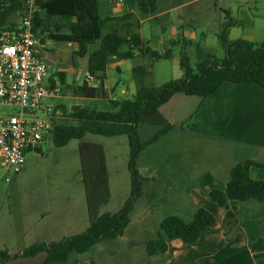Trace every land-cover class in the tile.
Listing matches in <instances>:
<instances>
[{
	"label": "trees",
	"instance_id": "obj_1",
	"mask_svg": "<svg viewBox=\"0 0 264 264\" xmlns=\"http://www.w3.org/2000/svg\"><path fill=\"white\" fill-rule=\"evenodd\" d=\"M34 3L36 11L33 31L37 36L41 39L47 37L55 42L77 45L78 49L72 55L73 64L76 65L79 58L87 56L89 76H96L102 84L106 80V68L112 59L131 60L136 53L150 55L152 62L169 58L168 53L161 55L152 51L139 34L133 31L137 25L133 13L121 18L103 19L100 16L98 0H34ZM26 7V0H0V33L14 30L16 26L10 19L15 14L22 15ZM135 7L137 13L152 16L157 10V0H135ZM110 23H120L121 26L108 29ZM237 25L233 19H227L222 24L218 36L225 54L222 59L198 46L197 62L193 67L188 55L182 52L179 66L183 75L179 79L170 80L159 87L146 86L144 78L149 74L152 65L139 66L132 70L137 86L132 99L109 100L101 87L96 94L101 95L107 102L103 110L84 106L73 112L67 111L63 106L59 107L63 111L64 120L62 122L52 120L53 127L49 132L55 147L61 148L71 140L82 139L86 134L127 137L130 195L119 211L92 218L89 226L80 234L65 237L58 242H35L21 254L10 255L8 251H0V264H6L16 258H33L41 253L45 254V257L40 264H61L67 262L71 255L87 253L103 241L121 237L130 223L134 204L143 191L144 178L138 170L139 156L146 147L174 128L170 123H161L160 129L153 137L143 142L139 138V126L144 123L150 124L149 119L154 117L174 95L183 94L206 99L227 84L252 85L264 94V44H254L243 39L230 40L229 29ZM96 43H99L98 48L89 54V46ZM70 88L77 95L82 90L79 86ZM188 127L202 133L194 124ZM203 133L232 138L222 134ZM251 144L264 146V143ZM87 147L86 145L81 147L86 190L88 192L93 186V190L99 191L105 179L104 166L99 156V159L95 158L93 162L94 168L91 170L93 172H90L86 163V157L89 155ZM94 152L96 155L100 151L97 149ZM251 167L261 168L263 165L247 160L233 166L224 190L213 189L208 193L211 201L223 209H228L230 201L263 202L264 181L250 177ZM88 197L90 198V194ZM100 202L104 203L105 198ZM214 223V216L202 208L196 210L189 222L178 216H166L160 222L155 238L146 243V253L148 256L165 253L166 243L172 239H180L186 244L196 243L203 232Z\"/></svg>",
	"mask_w": 264,
	"mask_h": 264
},
{
	"label": "rangeland",
	"instance_id": "obj_2",
	"mask_svg": "<svg viewBox=\"0 0 264 264\" xmlns=\"http://www.w3.org/2000/svg\"><path fill=\"white\" fill-rule=\"evenodd\" d=\"M181 1H194V3L173 11L163 21V25L158 22L159 20L153 23L146 22L143 25V36L146 43L154 44L163 26L168 29L163 37L170 38L171 29L181 24L184 26V32L193 34L192 38L188 39L187 43H183L181 34L179 45L166 44L164 47H155L158 51L172 49L170 59L152 63L150 59L137 55L127 60L121 66V71L109 65L104 83L109 86L111 96L120 99L133 98L136 91H133V94L120 92L123 88L136 85L132 70L139 66L148 67L152 64L149 75L144 78L146 86L159 87L170 80L177 79L175 76L179 74L182 77L183 73L176 63L181 51L188 55L193 67L197 62L198 46L222 59L225 54L218 36L222 24L227 19L244 22V26L230 29V40H246L251 37L252 42L264 44V0ZM159 2L160 7L166 5V0H159ZM170 3L177 6L175 0H171ZM21 18L22 15L15 14L11 21L16 23ZM52 45L49 58L43 61L48 68V78L54 76L58 68L70 67L72 53L76 50L75 45L68 43L53 42ZM98 46L99 43L89 46L88 53H92ZM61 51H64L61 60L54 59ZM78 63L84 76L87 69V56L79 58ZM45 84H48L47 79ZM58 89L59 96L51 100L46 99L45 102L63 105L67 111H71V108L77 105L71 88L59 85ZM86 106L103 110L107 102L101 99ZM19 112L20 108L17 106L0 107L2 115H17ZM36 114L48 122L64 120L63 115L58 117L55 114L51 119L52 115L41 111ZM139 128V138L143 141L151 134H155L160 126L144 123L140 124ZM175 142L173 136L163 138L160 142L146 147L140 156H145L144 162L148 166L173 167V155L168 153L173 152ZM84 145L88 146L89 155L86 157V163L91 173L95 158L99 159L100 156L102 159L105 179L99 191L93 190V186L88 189V192L86 190L81 155V147ZM97 149L100 152L95 155L94 151ZM128 160L129 146L126 136L103 137L86 134L82 139L71 140L67 145L58 148L54 146L51 136L46 135L38 150L25 153V166L21 175L12 177L7 182L0 179V251L14 254L22 252L35 242H58L65 237L84 232L92 218L119 211L131 190L127 169ZM102 198H105L104 203L100 202ZM169 213L167 209L161 215L165 216ZM150 234L152 238H155L153 231ZM143 244L142 238L131 237L126 233L123 237L95 245L87 253L71 255L67 264H91L90 261L93 264H122L123 262L128 264L132 257L137 260L136 256L143 249ZM43 259L44 254L41 253L33 258H16L7 264H40Z\"/></svg>",
	"mask_w": 264,
	"mask_h": 264
},
{
	"label": "crops",
	"instance_id": "obj_3",
	"mask_svg": "<svg viewBox=\"0 0 264 264\" xmlns=\"http://www.w3.org/2000/svg\"><path fill=\"white\" fill-rule=\"evenodd\" d=\"M170 1L166 0V5L160 7V2L157 0V10L152 16L137 13L135 0H122L123 3L120 5L112 0H98V3L100 16L103 19L121 18L133 13L137 20L133 31L139 34L145 45L152 51L161 55L168 53V59H170L172 49L158 51L155 47H164L166 44L177 46L180 44L181 34L183 43H187L193 34L184 32L183 25L173 27L170 38L163 37L168 32V29L163 26L154 44L146 43L143 36V25L146 22L153 23L159 20L158 22L163 25V21L173 11L186 8L194 3V1L175 0L176 6ZM234 21L238 23L235 27L244 26L243 21ZM10 22L13 23L11 19ZM13 24L18 27L20 21ZM116 26L120 28L121 24L110 23L108 29ZM246 40L252 42L251 37ZM39 42L38 54L44 61L45 58H49L52 43L55 41L43 37L39 38ZM75 46V51H77L78 46ZM182 52L184 51L180 52L179 59L176 61L178 66ZM59 53L54 59L61 60L64 51ZM137 55L151 60L150 55L136 53L134 58ZM164 59L166 58L160 60ZM126 61L112 59L109 65L121 71V66ZM109 65L106 68V77ZM179 77L181 78V74L175 76L177 79ZM46 79L48 84H45ZM46 79L44 80L46 87L57 89L59 85L82 87L78 95L74 94V90L71 89L80 108L101 100L102 96L96 94L101 87L107 99L121 100L111 96L109 86L102 84L96 76L89 78L87 69L85 75L82 76L78 61L74 65L71 60L70 67L58 68L54 76L46 77ZM136 88L134 84V86L121 89L120 93L133 94ZM45 105L50 110L47 115H52V119L55 114L58 117L62 116L63 111L59 107L63 105L47 102ZM149 121L150 124L170 123L174 126L173 130L153 143L160 142L163 138L174 137L175 148L173 152L168 153V155H173L174 166L170 168L153 167L144 162L145 156H140L138 159V170L144 178L143 191L134 204L130 214V223L121 237L127 233L131 237L142 238L144 244L143 249L136 256L137 260L132 257L128 264H264V200L263 202L257 200L230 201L228 209H223L208 197V193L213 189L224 190L231 168L247 160L263 165L261 168L251 167L249 173L252 179L264 181V146L251 144V142L264 143V94L252 85L232 84L223 85L215 95L206 99L176 94ZM191 124H194L202 133L189 128ZM203 132L222 134L232 138L212 136ZM153 135L154 133L143 141L149 140ZM199 208L211 213L215 218V223L203 232L196 243L186 244L180 239H172L167 241L165 253L155 256L147 255L146 243L154 239L150 233L153 231L156 235L160 222L166 216H178L189 222ZM167 209L170 213L162 216L161 213ZM9 254L14 255L10 252ZM67 262L61 264H67ZM90 263L93 264L92 261Z\"/></svg>",
	"mask_w": 264,
	"mask_h": 264
},
{
	"label": "built area",
	"instance_id": "obj_4",
	"mask_svg": "<svg viewBox=\"0 0 264 264\" xmlns=\"http://www.w3.org/2000/svg\"><path fill=\"white\" fill-rule=\"evenodd\" d=\"M26 6L18 27L0 33V107L20 108L17 115L0 113V179L6 182L23 173L25 153L37 149L49 134L53 121L36 113L49 114L45 100L59 96V89L44 85L48 68L38 54L40 42L33 31L34 0H26Z\"/></svg>",
	"mask_w": 264,
	"mask_h": 264
},
{
	"label": "water",
	"instance_id": "obj_5",
	"mask_svg": "<svg viewBox=\"0 0 264 264\" xmlns=\"http://www.w3.org/2000/svg\"><path fill=\"white\" fill-rule=\"evenodd\" d=\"M80 109V106L79 105H76V106H73L72 108H71V111H77V110H79Z\"/></svg>",
	"mask_w": 264,
	"mask_h": 264
}]
</instances>
